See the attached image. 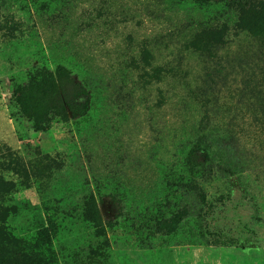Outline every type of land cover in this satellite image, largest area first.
Here are the masks:
<instances>
[{
    "label": "rangeland",
    "instance_id": "rangeland-1",
    "mask_svg": "<svg viewBox=\"0 0 264 264\" xmlns=\"http://www.w3.org/2000/svg\"><path fill=\"white\" fill-rule=\"evenodd\" d=\"M237 19L0 0V264H264V37Z\"/></svg>",
    "mask_w": 264,
    "mask_h": 264
},
{
    "label": "trees",
    "instance_id": "trees-1",
    "mask_svg": "<svg viewBox=\"0 0 264 264\" xmlns=\"http://www.w3.org/2000/svg\"><path fill=\"white\" fill-rule=\"evenodd\" d=\"M231 1L238 6V19L236 22L238 28L264 37V3H242L241 0ZM212 38L221 40V36L217 32H213ZM60 75L59 85L62 90L63 101L68 108L73 109V97L79 93L78 86L64 75ZM49 79L51 80L52 77L50 76ZM57 103L60 107L62 106L60 99Z\"/></svg>",
    "mask_w": 264,
    "mask_h": 264
}]
</instances>
